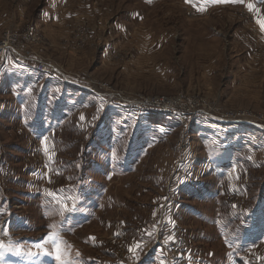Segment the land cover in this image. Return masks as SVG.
Segmentation results:
<instances>
[{"label": "rangeland", "instance_id": "obj_1", "mask_svg": "<svg viewBox=\"0 0 264 264\" xmlns=\"http://www.w3.org/2000/svg\"><path fill=\"white\" fill-rule=\"evenodd\" d=\"M258 19L0 0V264H264Z\"/></svg>", "mask_w": 264, "mask_h": 264}, {"label": "built area", "instance_id": "obj_2", "mask_svg": "<svg viewBox=\"0 0 264 264\" xmlns=\"http://www.w3.org/2000/svg\"><path fill=\"white\" fill-rule=\"evenodd\" d=\"M10 42H11L10 39H5V40L0 41V48L2 49V48H4V47L9 46V45H10ZM155 104H157V107L160 108V109L163 110V111H167V110L171 109V108L168 107V106H164V105L162 104V102L155 103ZM231 119L236 120V119H243V118H242V117H234V118H231ZM245 120H250V119H245Z\"/></svg>", "mask_w": 264, "mask_h": 264}, {"label": "snow or ice", "instance_id": "obj_3", "mask_svg": "<svg viewBox=\"0 0 264 264\" xmlns=\"http://www.w3.org/2000/svg\"><path fill=\"white\" fill-rule=\"evenodd\" d=\"M215 2L225 3V2H229V0H215ZM232 2H241L242 3L243 0H232ZM247 6H248L250 11L254 9V5H252V4H248ZM199 10L204 11L205 9H204V7H200ZM257 23L260 25L261 30L264 31V19H258Z\"/></svg>", "mask_w": 264, "mask_h": 264}, {"label": "crops", "instance_id": "obj_4", "mask_svg": "<svg viewBox=\"0 0 264 264\" xmlns=\"http://www.w3.org/2000/svg\"><path fill=\"white\" fill-rule=\"evenodd\" d=\"M29 67H31L32 68V66L30 65V66H28L27 68H29Z\"/></svg>", "mask_w": 264, "mask_h": 264}]
</instances>
